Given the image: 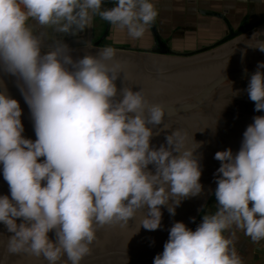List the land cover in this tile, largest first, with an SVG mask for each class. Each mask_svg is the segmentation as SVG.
<instances>
[{
	"label": "clouds",
	"instance_id": "1",
	"mask_svg": "<svg viewBox=\"0 0 264 264\" xmlns=\"http://www.w3.org/2000/svg\"><path fill=\"white\" fill-rule=\"evenodd\" d=\"M102 4L0 0V69L22 82L18 86L36 135L35 141L22 135L19 103L0 91V164L11 194L0 196V222L13 233L10 255L81 264L98 229L124 227L143 212L140 227L157 230L161 206L174 216L183 199L202 191L200 145L189 146L187 133L175 129L167 146H150L154 133L147 125L164 124L165 106L153 103L142 88L118 91L115 81L123 74L127 82L129 72L116 48L104 46L95 56L74 60L68 46L58 43L41 54V38L33 34L30 19L75 34L99 16L140 39L159 15L153 0H116L111 9ZM260 37L264 32H255L247 46L264 52ZM261 69L264 62L246 89L257 112L264 110ZM214 158L220 161L217 211L204 215L195 231L175 222L153 264H243L233 240L224 235L233 226L253 243L264 240V116L247 126L238 152L228 148Z\"/></svg>",
	"mask_w": 264,
	"mask_h": 264
},
{
	"label": "water",
	"instance_id": "2",
	"mask_svg": "<svg viewBox=\"0 0 264 264\" xmlns=\"http://www.w3.org/2000/svg\"><path fill=\"white\" fill-rule=\"evenodd\" d=\"M109 25L107 22L105 35ZM77 32L62 34V40L53 44V48L58 43L64 44L62 41L65 38H73ZM91 32L90 27L87 34L90 36ZM255 32H264V24L209 52L186 59L150 57L143 53L117 49V58L127 62L129 72L127 82L123 80V74L115 81L118 91L125 86H130L134 92L142 88L153 103L165 106L164 124L147 125L154 133L150 139V146L157 149L161 145L167 146L166 137L175 129L187 133L189 146L198 147L195 142L200 145L196 155L200 158L202 168L200 178L202 191L197 196L183 199L175 208L174 216L169 213L167 206H161V227L157 230L150 231L140 227L143 212H138L135 219L124 227L116 225L98 229L97 239L91 246L92 252L81 261V264H153L154 257L164 250L172 225L175 222H183L189 227L193 214L198 210L199 202L206 198L211 181L218 175L220 161L214 158L215 153L228 148H231L234 154L238 152L247 126L253 123L255 116H264V110L255 111L253 101L246 104L251 101L247 92L244 95L235 93L242 83L249 82L257 69V64L264 62V52L250 48L246 44ZM91 41L82 40L80 46L91 48L70 50L71 57L76 60L87 54L97 55L99 43L93 46ZM46 50L47 48L43 47L41 54H46ZM153 53H157L156 49ZM223 61L230 62L228 70L227 65L220 64ZM261 71L264 72V69ZM20 83L22 82L16 77L0 69V91H5L18 101L24 126L22 135L35 141L30 109L18 86ZM228 94L235 97L232 101L234 103L231 106L232 112L239 107L240 111L238 109L235 111L240 113V116L227 117L221 110L225 106L219 109L221 99ZM236 99H244L242 100L245 102L244 105L238 106L235 103L238 101ZM43 159L40 158L41 161ZM148 169L155 172L153 165H149ZM3 195L11 198L9 185L3 177V165L0 164V196ZM20 222L22 218L17 219V223ZM11 235L13 233L8 232L6 226L0 222V264H47L43 257L8 254L7 242ZM48 235L50 239L55 240L54 231Z\"/></svg>",
	"mask_w": 264,
	"mask_h": 264
},
{
	"label": "crops",
	"instance_id": "3",
	"mask_svg": "<svg viewBox=\"0 0 264 264\" xmlns=\"http://www.w3.org/2000/svg\"><path fill=\"white\" fill-rule=\"evenodd\" d=\"M153 2L159 15L155 24L140 39L131 38L126 29H119L111 24L104 35L106 21L95 16L94 28L88 38L86 35L77 34L76 37L65 38L64 44L70 50L90 49V46H80L82 40L97 42L105 36L104 46L149 53L157 50L156 44H162V48L158 49L160 54L156 56L186 59L209 52L264 24V0H153ZM115 4L116 0H103L102 8L111 9ZM28 25L33 29V34L41 38V51L44 47L48 52L53 48V44L62 40V34H66L57 32L52 27L41 26L34 19H30ZM214 203V206H209L208 214L217 211L218 202ZM251 206L250 202L249 207ZM204 215L205 212L201 220ZM224 235L233 240L232 246L235 247L243 264H264V240L258 244L253 243L243 230L236 229L235 226L226 230Z\"/></svg>",
	"mask_w": 264,
	"mask_h": 264
},
{
	"label": "flooded vegetation",
	"instance_id": "4",
	"mask_svg": "<svg viewBox=\"0 0 264 264\" xmlns=\"http://www.w3.org/2000/svg\"><path fill=\"white\" fill-rule=\"evenodd\" d=\"M106 25H107V23H106ZM93 28H94V25L92 24V27H91V31H93ZM89 31V28H85L83 31H78L77 32V34H80V35H86V38H88V34H87V32ZM77 34H76V36H77ZM90 34H92V32L90 33ZM105 35V34H104ZM76 36H74V37H76ZM105 39V36H103V38H101L99 41H97L98 43H99V45H98V48H102L103 46H104V43H103V40ZM66 41V40H65ZM63 43H64V40L62 41ZM97 42H92V45L94 46L95 45V43H97ZM156 46H157V50H156V54L155 53H153V51L154 50H152V51H150L149 53H143L144 55H146V56H150V57H152V56H156L157 54H160V50H158V49H161L162 48V44H156ZM161 54H163V53H161ZM163 55H165V54H163ZM220 64H223V65H227L226 67H227V70H228V66H230L229 64H230V62L228 63L227 61H223V62H221ZM222 67H224V66H222ZM224 73V72H223ZM222 74V73H221ZM247 86H248V82H246V83H242V85L236 90V92L235 93H237V94H242V95H244V93L245 92H247L246 91V89H247ZM234 94V93H233ZM231 94H228L227 96H224L222 99H221V103L219 104V109H221V106H225V107H228L227 109H224V108H222L221 110L223 111V114L225 115V116H240L241 114L240 113H237L235 110L236 109H238V111H240V108L239 107H236V109L232 112V110H231V106L232 105H234V103H232V101L235 99V97L233 96V95H231ZM236 100H238L237 102H235V103H237L238 104V106H240V104L241 105H244V103L245 102H243L242 100H244V99H236ZM241 102V103H240ZM249 102H252V101H248V103H246V104H249ZM227 105V106H226ZM229 110H231L230 112H229ZM258 115V114H257ZM244 116V115H243ZM242 116V117H243ZM215 196V194L214 195H211V197H214Z\"/></svg>",
	"mask_w": 264,
	"mask_h": 264
},
{
	"label": "rangeland",
	"instance_id": "5",
	"mask_svg": "<svg viewBox=\"0 0 264 264\" xmlns=\"http://www.w3.org/2000/svg\"><path fill=\"white\" fill-rule=\"evenodd\" d=\"M106 23H107V21H106ZM189 57H191V56H189ZM216 179H217V177L211 181V185L206 191V193L208 192V195L206 196V198L203 201L199 202L198 210H196V212L192 216V219H191V222H190V225L188 228L193 230V231H195V229L198 227V225L202 222V220H201L202 214L204 212H205V214H208L207 210H208L209 206L210 205L214 206V204H215L214 202L217 201L216 196L211 197V195L215 194V189L217 187Z\"/></svg>",
	"mask_w": 264,
	"mask_h": 264
}]
</instances>
